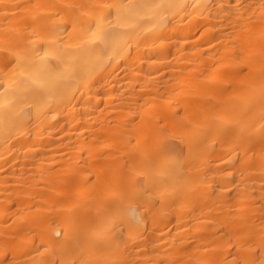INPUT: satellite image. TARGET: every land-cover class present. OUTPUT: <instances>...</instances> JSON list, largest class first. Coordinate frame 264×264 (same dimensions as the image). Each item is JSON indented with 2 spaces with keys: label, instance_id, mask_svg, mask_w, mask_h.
I'll use <instances>...</instances> for the list:
<instances>
[{
  "label": "bare ground",
  "instance_id": "1",
  "mask_svg": "<svg viewBox=\"0 0 264 264\" xmlns=\"http://www.w3.org/2000/svg\"><path fill=\"white\" fill-rule=\"evenodd\" d=\"M0 264H264V0H0Z\"/></svg>",
  "mask_w": 264,
  "mask_h": 264
}]
</instances>
